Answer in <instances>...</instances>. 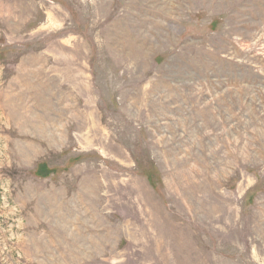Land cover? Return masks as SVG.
Listing matches in <instances>:
<instances>
[{"label": "rangeland", "instance_id": "rangeland-1", "mask_svg": "<svg viewBox=\"0 0 264 264\" xmlns=\"http://www.w3.org/2000/svg\"><path fill=\"white\" fill-rule=\"evenodd\" d=\"M0 264H264V0H0Z\"/></svg>", "mask_w": 264, "mask_h": 264}, {"label": "bare ground", "instance_id": "bare-ground-1", "mask_svg": "<svg viewBox=\"0 0 264 264\" xmlns=\"http://www.w3.org/2000/svg\"><path fill=\"white\" fill-rule=\"evenodd\" d=\"M9 116V115H8ZM36 129V128H35Z\"/></svg>", "mask_w": 264, "mask_h": 264}]
</instances>
